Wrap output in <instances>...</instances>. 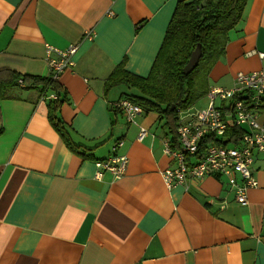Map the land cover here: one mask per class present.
Instances as JSON below:
<instances>
[{
    "label": "crops",
    "instance_id": "crops-1",
    "mask_svg": "<svg viewBox=\"0 0 264 264\" xmlns=\"http://www.w3.org/2000/svg\"><path fill=\"white\" fill-rule=\"evenodd\" d=\"M181 1L0 0V68L47 76L45 45L80 43L59 79L71 145L40 89L9 85L0 95V264H264V153L246 205L225 177L169 189L162 171L177 164L164 121L143 111L128 122L112 102L130 91L106 89L118 66L149 74ZM253 71H264V0H248L205 96ZM141 127L149 133L138 140ZM115 153L127 155L125 173L97 177L96 160Z\"/></svg>",
    "mask_w": 264,
    "mask_h": 264
},
{
    "label": "trees",
    "instance_id": "trees-1",
    "mask_svg": "<svg viewBox=\"0 0 264 264\" xmlns=\"http://www.w3.org/2000/svg\"><path fill=\"white\" fill-rule=\"evenodd\" d=\"M247 2L248 0H182L169 21L164 40L149 74L139 76L118 66L107 80L106 89L108 90L113 83L122 82L136 87L140 93H125V96L140 104L144 111L157 112L159 119L164 121L162 125L164 129L172 135L174 140H177L180 110L192 103L190 99L194 88L190 81H194L193 75L202 70L201 76L206 80L210 68L224 53L226 43L229 41V31L240 23ZM198 44L201 45L198 65L186 74L184 67ZM20 80L25 87H35L40 90L49 87L51 91L58 93L59 99L48 102V117L55 129L71 145L65 126L57 114L60 104L66 100L60 84L45 76L0 68V95L6 86H17ZM250 93V89L246 90L247 95ZM261 101H264V97ZM173 105H175L174 108H172ZM223 114L225 115L226 112L223 111ZM241 128L228 127L225 133L204 136L202 140L207 142L212 137V141H215L217 145L233 144L242 132L243 128L242 130ZM172 146L177 147V143L174 142ZM76 150L82 152L79 148ZM197 157L198 155L192 156L193 159Z\"/></svg>",
    "mask_w": 264,
    "mask_h": 264
},
{
    "label": "built area",
    "instance_id": "built-area-1",
    "mask_svg": "<svg viewBox=\"0 0 264 264\" xmlns=\"http://www.w3.org/2000/svg\"><path fill=\"white\" fill-rule=\"evenodd\" d=\"M77 49V44L70 45L66 50L47 46L46 55L52 79L57 80L67 67L74 64L73 55ZM248 89L251 90L250 95L246 94ZM263 92V71L249 74L238 73L235 86L232 89H212L210 93L212 98L218 95L221 99L233 98L234 101L228 105L225 115L211 101L207 109L198 113L195 122H188L180 126V149L173 150L168 144L166 148L176 163H179V166L176 165V167L164 171L163 176L167 184L184 183L188 177H199L204 174H222V177L226 178V183L239 188L236 194L238 203L246 205L248 202L243 195V189L248 191L249 188L257 185L253 164L256 153L264 152V121L260 122L258 119L262 106L260 95ZM53 97L56 98V95ZM115 106L120 108L131 120L141 111L138 105L128 99L116 102ZM228 127L243 128V130L241 128L242 132L238 135L236 143L226 146L213 142L201 144L204 136L223 134ZM141 132H144V136L147 133L144 128L140 130ZM175 152L182 154L176 155ZM194 155H198L197 159L190 161L188 156ZM186 162L192 165L187 168ZM127 164L126 155L97 162L96 165L99 168L97 176L100 177L103 171H109L115 178H120L125 173ZM233 173L238 176L237 180L233 178Z\"/></svg>",
    "mask_w": 264,
    "mask_h": 264
},
{
    "label": "bare ground",
    "instance_id": "bare-ground-1",
    "mask_svg": "<svg viewBox=\"0 0 264 264\" xmlns=\"http://www.w3.org/2000/svg\"><path fill=\"white\" fill-rule=\"evenodd\" d=\"M85 35H88V37L89 38H91V33H86ZM73 44H77L78 45V48H79V46H80V43H78V42H76V43H73ZM48 45H50V44H46L45 45V55H44V57H45V61H46V65H47V67H48V74H47V76H45V77H47L48 79H50L51 81H54V82H56V83H58L59 84V79H60V76L63 74V72H65L67 69H69V68H72L74 65H75V59H74V56H75V54L77 53V51L74 53V55H73V61H74V64L72 65V66H70V67H67L60 75H59V78L57 79V80H54V79H52L51 78V73H50V69H49V65H48V60H47V46ZM70 45H72V44H69V46ZM50 46H52V47H54L53 45H50ZM68 46V47H69ZM68 47H66V48H64V49H60V48H56V47H54V48H56V49H59V50H66ZM196 49V48H195ZM194 49V50H195ZM78 50V49H77ZM193 50V51H194ZM192 51V52H193ZM259 54H263V53H259ZM188 63V62H187ZM192 71V70H191ZM190 71V72H191ZM189 72V73H190ZM253 72H256V71H253ZM264 72V71H263ZM239 73H242V72H239ZM250 73H252V72H250ZM186 74H188V73H186ZM244 74H249V73H244ZM237 75H238V73L236 74V76H235V82H234V86H235V83H236V77H237ZM19 85H21V86H23L24 87V83H23V81L22 80H20L19 81ZM233 86V87H234ZM232 87V88H233ZM214 88H219V89H232V88H225V87H218V86H214V87H210L209 89H208V91H207V97H208V104H207V106L205 107V108H201V109H198V110H196L195 111V113H192V114H186L185 116H183L182 114V110H180V113H179V122H178V127H177V135H178V137H177V140H174L173 139V137H170L169 138V140H167V142H166V144H165V152L167 153V154H169L170 155V153H168L167 151H166V148H167V144L169 145V147L171 148V149H173V150H176V149H180V137H179V128H180V126H182L183 124H186V123H188V122H195L196 120H197V115H198V113L200 112V111H202V110H205V109H207L208 108V106H209V104H210V102L211 101H213V103L215 104V106H217V107H219L221 110L223 109V111H225L226 113H227V110H228V105L230 104V103H232L233 101H234V99L233 98H230V99H227V100H224V99H221L218 95H216L215 97H211L210 96V93H211V90L212 89H214ZM40 94H41V98H45L47 101H49V100H56V99H59V95H58V93L56 92V91H51V89L49 88V87H47L46 89H44V90H41V92H40ZM53 95H56V98H54L53 97ZM263 95H264V92L262 93V96H260L261 97V100H262V97H263ZM217 97H219L220 98V100H221V103L222 104H216V98ZM122 99H128V100H130V101H132L133 103H135L136 105H138L139 107H140V113L138 114V115H136L135 117H134V119H128V117L126 116V114L120 109V108H117L116 106H115V103L116 102H118V101H120V100H122ZM112 106H113V108L114 109H116V110H118V111H120L121 113H123L124 115H125V117H126V119H127V121L128 122H134L135 120H136V118L139 116V115H141L142 114V112L144 111L143 110V108H142V106L140 105V104H138V103H136L135 101H133L131 98H129L128 96H122V97H120V98H118L117 100H115V101H113L112 102ZM175 107V105H173L172 106V108H174ZM264 107V101H262V106H261V108H263ZM222 111V112H223ZM259 115H260V113H259ZM259 115H258V117H259ZM259 119V118H258ZM260 122H263L262 120H259ZM142 128H144L146 131H147V133H146V135L149 133L148 132V129L147 128H145V127H141L140 128V130L142 129ZM140 130H139V132H138V135H137V139L138 140H143V138L146 136H144V132H141L140 133ZM140 133V134H139ZM144 136V137H143ZM206 136H208V135H206ZM211 136H214V135H211ZM143 137V138H142ZM142 138V139H141ZM177 143V147H173L172 146V144L173 143ZM206 141L205 140H201V144H204ZM212 143L213 141H212V137H210L209 138V141H207V143ZM215 142V141H214ZM213 142V143H214ZM122 144V141L121 140H118L117 142H115V146H114V149H116V148H118V146H120ZM229 145V144H228ZM258 154L259 153H264V152H257ZM257 153H256V156H257ZM175 154L176 155H181L182 153L181 152H175ZM121 155H126V154H118V153H115L114 155H112V156H110V157H108V158H106V159H101V160H96V164H97V162H102V161H104V160H107V159H110V158H113V157H116V156H121ZM127 156V155H126ZM128 158V157H127ZM188 159L191 161V160H193V158H192V156H188ZM255 159H256V157H255ZM254 163H255V160H254ZM177 164V166H179V163H176ZM186 166H187V168H189L192 164H190V163H188V162H186ZM253 168H254V164H253ZM167 169H171L170 167H168V168H165L163 171H162V178H163V180H164V182H165V185H166V187L167 188H169V189H172V188H174V187H176V186H179V185H182V186H187L188 184H189V182H191V181H197V180H203V179H205L206 177H208V176H210V175H201V176H199V177H188V179L186 180V182H184V183H177V184H173V185H169V184H167V182H166V180L164 179V176H163V173H164V171L165 170H167ZM202 171H203V169H201ZM254 171H255V168H254ZM104 172V171H103ZM102 176V175H101ZM100 176V177H101ZM212 176H214V177H216V178H219V179H221V180H223V178H222V174H213ZM98 177V176H97ZM254 177H255V175H254ZM233 178L234 179H238V176L235 174V173H233ZM256 178V177H255ZM257 180V179H256ZM257 185H258V180H257ZM256 185V186H257ZM255 186V187H256ZM227 188L233 193V200L234 201H236V202H238L237 201V197H236V194H237V189H239L238 187H234V186H232V185H230L229 183H227ZM253 188V187H252ZM247 190H244L243 189V195H244V197H245V199L247 200V202H249L248 201V194H247ZM223 203H227V199H223Z\"/></svg>",
    "mask_w": 264,
    "mask_h": 264
},
{
    "label": "rangeland",
    "instance_id": "rangeland-1",
    "mask_svg": "<svg viewBox=\"0 0 264 264\" xmlns=\"http://www.w3.org/2000/svg\"><path fill=\"white\" fill-rule=\"evenodd\" d=\"M198 72V71H195ZM199 75V76H198ZM202 75V70L199 71L198 74H194L193 78L194 81H190V77L188 78V80L191 83V86L194 88V90H192L191 92V104L188 105L187 107L182 109V115L185 116L186 114H192L195 113V111L198 108H205L208 104V98L205 96V86H206V80L204 77L201 76ZM191 76V75H189ZM198 76V77H197ZM197 78V81H195V79ZM125 90H129L130 92L127 93H140V91L138 92V89L136 87H133L131 85H127L125 83H119V84H115L113 83L110 86V92H116V93H120V91H125ZM133 90V92H131ZM216 104H222L221 100L219 97L216 98Z\"/></svg>",
    "mask_w": 264,
    "mask_h": 264
},
{
    "label": "water",
    "instance_id": "water-1",
    "mask_svg": "<svg viewBox=\"0 0 264 264\" xmlns=\"http://www.w3.org/2000/svg\"><path fill=\"white\" fill-rule=\"evenodd\" d=\"M200 56H201V45L198 44L196 49L192 52L188 63L184 67L185 73H189L191 70H193L198 65Z\"/></svg>",
    "mask_w": 264,
    "mask_h": 264
}]
</instances>
